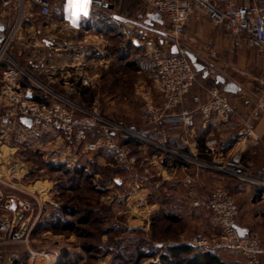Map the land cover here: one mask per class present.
I'll use <instances>...</instances> for the list:
<instances>
[{
  "label": "rangeland",
  "instance_id": "374dc122",
  "mask_svg": "<svg viewBox=\"0 0 264 264\" xmlns=\"http://www.w3.org/2000/svg\"><path fill=\"white\" fill-rule=\"evenodd\" d=\"M91 1L96 4L90 2L88 15L74 21L67 11L68 0H49V17L36 16L28 27L36 31L32 39L39 42L49 24L100 34L106 55L112 57L98 69V90L105 95H95L97 100L93 104L101 109L100 115L106 121L107 115L117 122L128 120L125 108L131 113L140 108L134 94L136 87L141 83L149 86L153 80V60L149 55L152 46L167 51L172 37L164 22L146 28L138 26L144 24L147 15L138 0ZM135 41L141 44L135 47ZM39 44L30 43V51L38 49ZM12 57L23 67L15 54ZM33 61L40 64L36 57ZM23 68L37 80L38 71L31 72L25 65ZM234 78L243 81L239 73ZM110 93L113 95H107ZM33 96L42 102L52 100L49 95ZM59 96L79 106L73 95ZM89 101L90 95L82 97L87 111L91 109ZM1 124L0 207L14 215L10 237L14 233L17 236L13 241L0 243V253L10 256L16 264H161L163 247L185 243L196 234L207 236L201 225L186 218H178L176 222L153 218L157 213L149 212L147 207L157 198L146 199L139 188L141 182L134 187V180L128 179L130 167L119 166L116 159L109 167L98 166L93 155L97 151H82L56 132L18 137L13 130L6 129L8 124ZM95 130H90L88 140L98 133ZM61 166L69 169L80 166L87 173L96 174L93 181L82 186L84 189L75 190L69 188L67 175L59 170ZM138 168L136 164L134 169ZM91 207L95 213L88 219L85 213ZM211 233H215L213 227ZM137 249L152 256L133 261L130 256ZM12 263L10 260L9 264Z\"/></svg>",
  "mask_w": 264,
  "mask_h": 264
},
{
  "label": "crops",
  "instance_id": "0c3cea01",
  "mask_svg": "<svg viewBox=\"0 0 264 264\" xmlns=\"http://www.w3.org/2000/svg\"><path fill=\"white\" fill-rule=\"evenodd\" d=\"M218 1L220 4H242L239 0ZM92 4L96 2L93 1ZM162 22L168 27L165 19L162 18ZM28 25H31L30 21L27 22L25 34L31 38H26L24 43L17 45L12 54L29 71H38V82L59 94L73 95L82 108V97L85 95H90L88 107L96 103L95 95H105L98 90V69L109 62L112 56L106 55L102 39H99L102 38L100 34H91L89 29L49 24L43 29L42 40L39 42L32 39L36 31ZM36 41L41 43L40 49L30 51V43L36 44ZM140 44L134 43V46ZM181 44L205 69H213L216 76L208 74L203 77L202 73H198L196 82L180 107L197 109L207 99L208 90L218 89L224 92L223 85L216 82V77L221 76L238 88L236 93H224L236 106L235 114L241 124L229 128L227 125L217 124L213 117L204 119L197 113L196 127L189 135L184 133L179 123L161 120L157 125H144L141 120L143 106L139 94L143 89L153 87L152 80L149 86L141 83L136 87L134 94L139 100L140 108L135 113L125 108L128 120L117 122L101 111L112 128H119L117 131H110V135L137 157L139 170L143 167L149 168L150 178L141 183L139 188L146 199L161 198L158 201L152 200L153 203L147 207L149 212H165L179 219L186 218L190 223L201 225L207 236L216 237L219 229L214 224L211 213L194 208L192 203L205 199L214 186H222L238 206L237 225L246 231H255L264 242V119L254 117L252 113L255 102L264 96L259 84V79L264 74V58L245 48L242 43L232 41L222 28L213 27L204 15L198 13L188 20ZM34 57L39 59L40 64H34ZM234 72L241 74L243 81L236 80ZM88 80L91 81L86 84ZM197 80L201 82L200 85ZM22 84L24 87L28 86L25 81L21 86ZM28 95L42 94H37L33 89ZM154 101L159 107V97L156 94ZM95 131L99 136V130ZM158 131H163L166 136L167 142L163 146L166 152L155 146L159 143ZM120 135L129 141L121 142L118 138ZM135 135L148 139L155 145L144 143ZM210 137L217 138L219 142V150L215 155L205 152V141ZM93 155L98 166L109 167L115 160L109 151H97ZM127 174L128 179L132 180L133 169L129 168ZM212 227L215 229L213 234ZM209 253L216 258L214 264H244L243 258L236 252ZM10 260L12 264H16L10 256L0 253V264L4 261L9 264ZM260 264H264V256L260 258Z\"/></svg>",
  "mask_w": 264,
  "mask_h": 264
},
{
  "label": "built area",
  "instance_id": "2783aa9c",
  "mask_svg": "<svg viewBox=\"0 0 264 264\" xmlns=\"http://www.w3.org/2000/svg\"><path fill=\"white\" fill-rule=\"evenodd\" d=\"M138 1L147 14H159L167 21L172 37V44L167 51L152 46L149 52L153 60V87L143 89L139 94L143 106L141 120L144 125H157L161 120L179 123L184 133L189 135L196 127V114L199 113L204 119L213 117L219 125H227L229 128L239 126L241 121L235 114L236 106L218 89L208 90L207 99L197 109L180 107L198 76L187 56L189 51L182 46L181 41L185 36L188 20L198 13L204 15L213 27L222 28L232 41L242 43L245 48L264 58V0H239L241 5L232 2L220 4L218 0ZM50 12L49 0H0V123L4 124L1 126L8 124L6 129L13 130L18 137H37L42 132L53 131L65 142L82 151L112 152L119 166L133 169L134 187L138 182L148 181L149 168L134 169L138 163L137 157L128 147L120 145L112 138L110 131H117L119 128H112L101 117L96 105L93 104L87 111L72 104L32 78L13 59L12 51L15 47L24 43L26 38L29 39L25 34L27 22L36 16L48 18ZM205 70L209 75L216 76L213 69ZM24 81L32 83V86L22 87L21 83ZM259 84L264 93V74L261 75ZM33 89L39 90L42 95H49L52 100L38 102L33 99V95L28 98L27 94H31ZM154 94L159 97V107L155 104ZM252 113L254 117L264 119V96L255 102ZM20 118L30 119V127L24 126ZM94 129H98L100 134L90 141L88 132ZM157 135V145L148 139L135 136L166 152L163 147L167 142L165 134L158 131ZM218 150L217 138L210 137L205 141L207 154L215 155ZM19 205L22 206L20 203ZM192 206L210 212L220 233L216 237L196 234L187 244L204 251L236 252L243 258L244 264H260V258L264 256V242L255 231H246L242 236L238 233L237 229H241L237 225L238 206L226 189L215 187L205 199L194 201ZM13 224L14 215H10L7 208L0 207V243L15 240L17 233L10 237ZM157 261L156 259L153 263Z\"/></svg>",
  "mask_w": 264,
  "mask_h": 264
},
{
  "label": "trees",
  "instance_id": "16d2710c",
  "mask_svg": "<svg viewBox=\"0 0 264 264\" xmlns=\"http://www.w3.org/2000/svg\"><path fill=\"white\" fill-rule=\"evenodd\" d=\"M22 87H24V84H22ZM37 94L40 92L39 90L35 89ZM33 99L38 102H42L37 97L33 96ZM92 131L88 132V135L91 134ZM98 134L95 135L97 137ZM121 142L126 143L129 141L128 138L124 137L123 135L118 136ZM103 152V151H98ZM114 156L112 152H110ZM115 158V157H114ZM64 175H67V178L69 180V188L75 189V190H81L83 185H86L87 183L93 181L94 175L96 174L94 171L91 173H87L86 170H84L82 167L77 166L73 169H69L66 166H61L59 169ZM72 213V212H71ZM95 212L93 211L92 207L86 211V218L90 219L91 216H93ZM166 218V220H169L171 222H176L177 217L172 216L170 214H156L153 216V218ZM94 220H97L95 217ZM80 222H83L80 220ZM85 223V222H84ZM164 253H162L159 257L161 264H214L216 261V258L212 255H210L209 251H202L199 249H196L192 247L191 245L187 243H180L175 244L172 246L163 247ZM152 256L151 253H146L142 250L137 249L136 253L132 254L133 256L130 258L134 260H140L144 259L145 257Z\"/></svg>",
  "mask_w": 264,
  "mask_h": 264
},
{
  "label": "water",
  "instance_id": "95a60500",
  "mask_svg": "<svg viewBox=\"0 0 264 264\" xmlns=\"http://www.w3.org/2000/svg\"><path fill=\"white\" fill-rule=\"evenodd\" d=\"M117 19L122 21V22H125V20L120 18V17H117ZM161 21H162V18L160 17L159 14L149 13L146 15V20L144 21V24L138 25V26L146 28L147 26L152 25V23H158L159 24V23H161ZM135 44H136V41H135ZM187 56H188L190 62L192 63L194 69L196 70V72L202 73L203 77H206L208 75V72L205 70V67L197 61L196 57L190 52H187ZM216 82L223 85V91L226 93H236L238 91V88L233 83L226 81L221 76L216 77ZM27 97L30 98V96L28 94H27ZM20 122L26 127H30V125H31V120L28 118H20ZM237 231L241 236L246 233V230H244V229H237Z\"/></svg>",
  "mask_w": 264,
  "mask_h": 264
},
{
  "label": "snow or ice",
  "instance_id": "6c2138e0",
  "mask_svg": "<svg viewBox=\"0 0 264 264\" xmlns=\"http://www.w3.org/2000/svg\"><path fill=\"white\" fill-rule=\"evenodd\" d=\"M90 0H68L67 11L75 21L79 16L88 15Z\"/></svg>",
  "mask_w": 264,
  "mask_h": 264
}]
</instances>
